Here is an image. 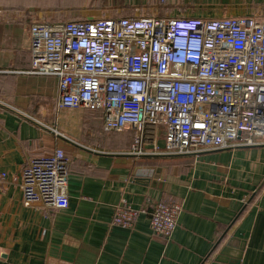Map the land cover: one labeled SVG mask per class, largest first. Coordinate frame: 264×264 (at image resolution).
I'll return each mask as SVG.
<instances>
[{
	"label": "crops",
	"instance_id": "obj_1",
	"mask_svg": "<svg viewBox=\"0 0 264 264\" xmlns=\"http://www.w3.org/2000/svg\"><path fill=\"white\" fill-rule=\"evenodd\" d=\"M10 1L0 0V172L9 174L0 186V264H209L223 235L241 251L240 264H264V145L138 161L128 155L131 132L105 134L103 119L84 110L65 123L56 106L57 78L31 73L30 28L48 21V11L37 0ZM199 1L139 0L116 17L264 16V0H239L256 3L254 13L242 7L238 15L215 18ZM57 151L65 152L70 169L69 207L25 203L23 169ZM123 197L135 209L167 199L182 203L171 238L154 235L147 214L132 229L111 226Z\"/></svg>",
	"mask_w": 264,
	"mask_h": 264
},
{
	"label": "built area",
	"instance_id": "obj_2",
	"mask_svg": "<svg viewBox=\"0 0 264 264\" xmlns=\"http://www.w3.org/2000/svg\"><path fill=\"white\" fill-rule=\"evenodd\" d=\"M30 38L31 73L57 78L64 122L100 111L106 132L134 131L136 160L264 145V16L42 21ZM8 179L0 172V186ZM68 180L57 151L33 158L19 187L25 203L64 210ZM182 211L175 200L135 209L123 197L110 225L132 229L147 214L152 233L169 239Z\"/></svg>",
	"mask_w": 264,
	"mask_h": 264
},
{
	"label": "rangeland",
	"instance_id": "obj_3",
	"mask_svg": "<svg viewBox=\"0 0 264 264\" xmlns=\"http://www.w3.org/2000/svg\"><path fill=\"white\" fill-rule=\"evenodd\" d=\"M27 0L21 5H26ZM136 1V2H135ZM139 0H37V2L46 7L47 18L49 22L51 21H67L74 20L78 18H117L116 16L122 11L124 6L136 8ZM246 2V0H244ZM240 3L239 0H235V8H233L232 2L230 0H200L199 5L210 13L213 11V16L216 17H228L229 15H236L242 11V7L250 9L254 13L258 10L259 6L256 3L248 2L247 4ZM10 4H16L14 1H10ZM2 5V4H1ZM215 10V11H214ZM235 10V13H233ZM24 12L33 11L31 9L22 10ZM116 14V15H115ZM210 15V14H209ZM208 19V18H207ZM65 155V152H64ZM66 157V156H65Z\"/></svg>",
	"mask_w": 264,
	"mask_h": 264
},
{
	"label": "water",
	"instance_id": "obj_4",
	"mask_svg": "<svg viewBox=\"0 0 264 264\" xmlns=\"http://www.w3.org/2000/svg\"><path fill=\"white\" fill-rule=\"evenodd\" d=\"M165 156H184V155H165ZM161 169L158 168V172ZM155 177H159L157 174ZM226 236L223 235L216 244V249L213 250L208 258L209 264H240L241 263V251L234 250L233 240L229 238L225 243Z\"/></svg>",
	"mask_w": 264,
	"mask_h": 264
},
{
	"label": "trees",
	"instance_id": "obj_5",
	"mask_svg": "<svg viewBox=\"0 0 264 264\" xmlns=\"http://www.w3.org/2000/svg\"><path fill=\"white\" fill-rule=\"evenodd\" d=\"M86 112H87V114L90 115L91 118H94L95 116H99V118H100L101 121L103 119L102 113L100 111H90V110H86ZM104 132H105V134H120L121 133V132H106L105 130H104ZM125 132H131L132 133V138H131L132 139L131 140V144H132V142L134 140V136H135L134 131H132V130H126ZM141 159H143V157L139 158L138 161L141 160Z\"/></svg>",
	"mask_w": 264,
	"mask_h": 264
}]
</instances>
